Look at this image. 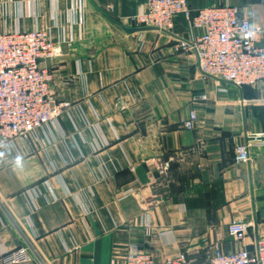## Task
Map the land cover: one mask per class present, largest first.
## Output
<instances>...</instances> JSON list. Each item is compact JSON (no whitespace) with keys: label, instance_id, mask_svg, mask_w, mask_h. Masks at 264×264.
I'll return each mask as SVG.
<instances>
[{"label":"crops","instance_id":"1","mask_svg":"<svg viewBox=\"0 0 264 264\" xmlns=\"http://www.w3.org/2000/svg\"><path fill=\"white\" fill-rule=\"evenodd\" d=\"M147 1L0 0L1 31H49L60 53L41 65L69 104L0 151V264L25 245L23 264H126L130 251L204 264L216 247L252 251L264 237V142H247L264 135V84L202 76L175 49L198 34L183 16L170 32L133 21ZM226 2L258 0H188ZM242 143L250 160L236 164ZM237 221L250 225L242 242L228 234Z\"/></svg>","mask_w":264,"mask_h":264},{"label":"built area","instance_id":"2","mask_svg":"<svg viewBox=\"0 0 264 264\" xmlns=\"http://www.w3.org/2000/svg\"><path fill=\"white\" fill-rule=\"evenodd\" d=\"M183 16L198 34L190 39H175L177 51L192 53L198 72L236 88L264 84V0L241 8L223 3L216 7L192 10L188 0H148L133 21L140 26L170 32L174 19ZM60 53L47 30L6 32L0 30V151L18 138L55 124L67 102L58 101L53 89V72L41 64ZM205 99V97H202ZM187 130L197 127V114L191 111L183 123ZM250 160L247 143L235 147V163ZM165 168L160 173H165ZM250 225L233 222L228 234L237 242L248 235ZM25 245L1 255L3 264L29 261ZM126 264H195L186 253L157 260L151 253L130 251ZM204 264H264V237L254 250L240 247L225 252L216 247Z\"/></svg>","mask_w":264,"mask_h":264},{"label":"rangeland","instance_id":"3","mask_svg":"<svg viewBox=\"0 0 264 264\" xmlns=\"http://www.w3.org/2000/svg\"><path fill=\"white\" fill-rule=\"evenodd\" d=\"M263 96H264V88H263ZM255 129L264 131V109L260 112L257 126H255Z\"/></svg>","mask_w":264,"mask_h":264},{"label":"water","instance_id":"4","mask_svg":"<svg viewBox=\"0 0 264 264\" xmlns=\"http://www.w3.org/2000/svg\"><path fill=\"white\" fill-rule=\"evenodd\" d=\"M254 140H258V141H263L264 142V135H258V136H255V137H247V142L254 141Z\"/></svg>","mask_w":264,"mask_h":264}]
</instances>
